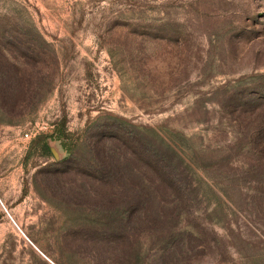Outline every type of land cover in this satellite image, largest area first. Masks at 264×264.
<instances>
[{"label": "rangeland", "instance_id": "rangeland-1", "mask_svg": "<svg viewBox=\"0 0 264 264\" xmlns=\"http://www.w3.org/2000/svg\"><path fill=\"white\" fill-rule=\"evenodd\" d=\"M0 75V264H50L11 217L55 264H264V150L236 142L264 118V0H0ZM121 119L198 153L189 202L38 173L82 167L88 136Z\"/></svg>", "mask_w": 264, "mask_h": 264}, {"label": "trees", "instance_id": "trees-1", "mask_svg": "<svg viewBox=\"0 0 264 264\" xmlns=\"http://www.w3.org/2000/svg\"><path fill=\"white\" fill-rule=\"evenodd\" d=\"M5 86H8L7 78L0 75V102L4 104L9 99ZM261 110L264 111V106L260 108ZM256 114L259 119L246 123V119L240 121L242 133L236 142L241 144L246 138L251 148L257 145L262 146L264 150V118L261 114L257 112ZM121 120L120 125L103 126L88 136L89 140L84 146L81 158L84 162L82 167L74 168L75 160H69L60 164H46L38 173L46 179L54 178L62 182L64 178L69 177L70 171H74L73 175L88 177L91 180L88 182L92 183L90 186L95 187L97 183L103 189L105 199L111 201L114 198H121L139 207L151 202L159 204L189 202L193 183L182 169V165L187 161L190 166H200L198 153L191 150V155L186 151L179 155L160 136V133H165L168 128L165 124L135 125ZM262 181L263 177L252 180L256 185L252 186L254 197L258 199L264 198V191L259 186ZM215 184L219 185L220 182L215 180ZM67 192L79 197L88 193L83 184L82 187L70 188Z\"/></svg>", "mask_w": 264, "mask_h": 264}, {"label": "built area", "instance_id": "built-area-1", "mask_svg": "<svg viewBox=\"0 0 264 264\" xmlns=\"http://www.w3.org/2000/svg\"><path fill=\"white\" fill-rule=\"evenodd\" d=\"M9 214V213H8ZM11 217V216H10ZM12 221L15 223L16 227L20 230V232H22V234L24 235V237L45 257L49 260V258L41 251L39 250V248L25 235V233L21 230V228L16 224V222L13 220V218L11 217Z\"/></svg>", "mask_w": 264, "mask_h": 264}, {"label": "crops", "instance_id": "crops-1", "mask_svg": "<svg viewBox=\"0 0 264 264\" xmlns=\"http://www.w3.org/2000/svg\"><path fill=\"white\" fill-rule=\"evenodd\" d=\"M49 258V257H48ZM47 259V258H46ZM48 262H50V264H55L50 258L49 260L47 259Z\"/></svg>", "mask_w": 264, "mask_h": 264}]
</instances>
